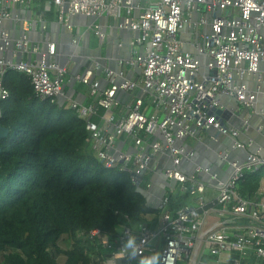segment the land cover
I'll list each match as a JSON object with an SVG mask.
<instances>
[{
	"label": "built area",
	"instance_id": "1",
	"mask_svg": "<svg viewBox=\"0 0 264 264\" xmlns=\"http://www.w3.org/2000/svg\"><path fill=\"white\" fill-rule=\"evenodd\" d=\"M135 1L45 3L54 8L58 22L68 31L73 29L72 17L97 19L108 14L120 19L119 29L135 34L130 43L132 55L118 60V71L101 69L94 62L95 66L74 76L75 81L90 88L96 100L87 106L73 102L71 109L86 122L87 147L106 168L118 167L128 172L137 189H146L150 183L144 178L152 161L167 154L171 165L163 170L164 176L175 181L194 205L172 210L174 197L170 192L160 202L154 228L145 223L132 224L126 218L112 241L99 230L81 236L98 240L108 252L100 264H140L143 258L155 253L160 255V264H264V216L238 191L239 183L258 171L260 165L264 166V162L253 156L243 164L232 162L230 177L215 180L217 196L210 203L201 178L211 175L210 168L196 167L194 173H184L182 162L193 157V153L179 145L186 138H199L206 127L232 138H238L248 128L245 113L235 115L243 123L240 131L221 125L217 111H224L221 96L234 98L246 112L255 103L256 93L236 83V79L250 75L264 81V70L260 71L264 65V0H250L251 7L249 0H139L142 8L136 7ZM33 3L34 0H0V103L9 97L4 86V76L9 71L29 76L42 101L56 103L64 91L68 70L56 61V43L48 41L41 46L26 34L13 39L3 27V22L11 17V5L30 7ZM135 8L139 13L133 18ZM193 14H198L197 22L192 21ZM51 16L39 15L43 30ZM94 29L98 38L105 40L101 27ZM184 31L196 35V54L188 52L179 39ZM7 53L10 57L5 56ZM26 55L28 59H23ZM203 66L206 72L198 79ZM125 68L139 71V79L124 78ZM103 70L112 80L104 89L94 79V74ZM116 77L121 81L116 82ZM127 92L134 94L132 103L124 115L117 116L115 111L121 108L118 96ZM145 102L152 106L151 113L144 112ZM261 113L264 115V111ZM156 133L162 140L151 143L147 151L148 138ZM123 136L133 139L134 153L115 150ZM236 146L244 148L240 142ZM219 156L226 160L229 154L225 151ZM129 237L135 238V258H130L132 250L125 247Z\"/></svg>",
	"mask_w": 264,
	"mask_h": 264
},
{
	"label": "trees",
	"instance_id": "2",
	"mask_svg": "<svg viewBox=\"0 0 264 264\" xmlns=\"http://www.w3.org/2000/svg\"><path fill=\"white\" fill-rule=\"evenodd\" d=\"M49 1L38 0V8ZM4 86L9 97L0 103V125L9 135L0 155V264H100L108 252L81 235L99 230L112 241L126 218L155 227L159 211L147 207L131 175L106 168L87 147L84 120L40 100L24 73L7 72ZM258 172L239 183L243 198L259 188ZM64 237L71 241L65 251Z\"/></svg>",
	"mask_w": 264,
	"mask_h": 264
},
{
	"label": "crops",
	"instance_id": "3",
	"mask_svg": "<svg viewBox=\"0 0 264 264\" xmlns=\"http://www.w3.org/2000/svg\"><path fill=\"white\" fill-rule=\"evenodd\" d=\"M135 6L143 7V3L139 0L135 1ZM38 0H34V3L30 7H23L20 5H11L9 11L11 17L3 22V27L8 30L13 39H18L24 34L35 44L44 46L48 41L56 43L58 49V56L56 61L65 66L68 70V74L65 79L64 91L61 96L57 98L56 103L60 107H64L66 110H71V104L77 102L81 105H90L95 102L96 98L91 96L90 88L83 85L79 81L74 80V76L82 74L84 70L91 66H95V58L101 59L100 62L102 69L119 70L118 60L125 59L132 55L131 41L135 37V34L126 29H119V18L105 14L100 18L90 19L83 16H75L70 19L73 29L71 31L66 30L63 24L58 22L55 14V10L52 6L47 7L43 4L42 8H38ZM53 9L51 16V22H47V29L43 30L39 20V15H47ZM139 10L134 9L131 16L136 18ZM122 16H125V12L122 11ZM198 14H193L192 21H198ZM94 26H100L101 30L105 32L106 38L101 41L95 34ZM179 39L183 42L185 49L196 54L194 45L196 44V35L193 32L184 31L179 36ZM5 56L10 57L7 53ZM22 56V55H21ZM19 56V57H21ZM18 57V58H19ZM23 59H28V56H24ZM105 70L96 72L94 79L100 82L101 88H106L112 82L111 79L106 77ZM264 70V65L260 66V71ZM206 67L203 66L202 71L198 77L205 74ZM124 78L126 79H139V71L130 70L125 68L123 70ZM116 82L121 81V78L116 77ZM236 83L243 84L251 92L256 93V100L252 107V110L245 111L244 108L237 103L234 98L221 96L219 98L220 104L223 110H228L234 117L227 121L226 124L230 127L238 129L241 125L240 121L236 119V114L245 113V119H247L248 128L244 133H240V144L244 146V150L254 149L253 158L258 159L260 162H264V115L261 113L264 111V81H258L253 76L246 75L244 78L236 79ZM134 94L120 93L118 98L120 100L121 108L115 111L117 116L125 114L128 105L132 103ZM144 112L151 113L152 106L145 102ZM77 116L76 112L73 111ZM233 139L232 136L222 135L217 131L203 130L199 138L189 137L187 141L180 143L187 152L193 153V157L184 159L181 165V169L186 174L194 173L196 167L210 168L211 175H201L202 179L208 180L206 183V196L208 202H213L217 196V189L215 187V180H227L232 171L229 165H217L219 154L225 152V147L228 145V141ZM156 140H162V136L159 133L151 135L148 138L146 144V150H150V145ZM198 142H202L201 144ZM134 141L128 136L121 137L117 144L116 149L127 153H134ZM90 148V146H89ZM91 150V148H90ZM246 153L239 155L238 158H243L244 161L249 157ZM242 160V159H240ZM243 161V162H244ZM171 165L170 157L165 154L152 161L151 168L147 171V178L150 183V187L143 189L147 192L146 205L149 209L159 211L158 207L161 200L165 195L173 192V201L171 203V209L176 210L183 206L194 205L193 200L186 193L182 192V188L176 184L171 183L166 179L164 175H161L163 170ZM259 188L250 200L256 207H258L264 216V166L260 165L259 172ZM183 197L185 205H181ZM156 226V224H155Z\"/></svg>",
	"mask_w": 264,
	"mask_h": 264
},
{
	"label": "water",
	"instance_id": "4",
	"mask_svg": "<svg viewBox=\"0 0 264 264\" xmlns=\"http://www.w3.org/2000/svg\"><path fill=\"white\" fill-rule=\"evenodd\" d=\"M45 46H46V44H45ZM94 61L96 64L100 65V67L102 69V66H104V64L102 65L103 62L101 61V59L99 60V59L95 58ZM100 62H102V63H100ZM209 74L212 75V72H210ZM217 114L220 118V124L221 125H225L227 121H230L234 117V114L232 115L228 110H224V111L218 110ZM240 124L241 125L238 127V129L240 131H243V123L240 122ZM204 130H209L210 132L216 131L212 127H206ZM8 135H9V129L2 127L0 125V155L2 153L1 142L4 139H6L8 137ZM240 140L241 139H239V137H238V138H233V139L228 141V145L225 147V151L228 152L229 156L226 160H222V158H220V156H219L218 161L216 163L217 165H219V166L220 165H222V166L229 165V167H230V164L236 160L239 161L241 164H243L247 161V159L244 161L243 158H238L239 155H242L244 153H246L245 155H247L248 157H251L253 155L254 149H249V150L245 151L244 148H240V147L236 146V144L238 142H240ZM185 141H187V138L183 140V142H185ZM198 143L201 144L202 142H198ZM240 159H242V160H240ZM150 168H151V165H150ZM161 173H162L161 175H164L163 172H161ZM202 181L205 183H208L207 182L208 180H206V179H202ZM170 182L175 184V181H173V180ZM137 192H139L142 196L147 197V192L145 190L139 188V189H137Z\"/></svg>",
	"mask_w": 264,
	"mask_h": 264
},
{
	"label": "clouds",
	"instance_id": "5",
	"mask_svg": "<svg viewBox=\"0 0 264 264\" xmlns=\"http://www.w3.org/2000/svg\"><path fill=\"white\" fill-rule=\"evenodd\" d=\"M251 6L252 5H251L250 0H249V7H251ZM125 247L132 250L131 253L129 254L130 258H135L137 255V245H136L134 237L128 238ZM160 260H161V258H160L159 253H155L149 257L143 258L140 261V264H160Z\"/></svg>",
	"mask_w": 264,
	"mask_h": 264
},
{
	"label": "rangeland",
	"instance_id": "6",
	"mask_svg": "<svg viewBox=\"0 0 264 264\" xmlns=\"http://www.w3.org/2000/svg\"><path fill=\"white\" fill-rule=\"evenodd\" d=\"M72 113H74V112H72ZM59 245H60L61 249L65 251V250H67V249L70 248L71 241L67 237H64L62 240H60ZM59 260L61 262H64L65 261V256L64 255L63 256L61 255Z\"/></svg>",
	"mask_w": 264,
	"mask_h": 264
}]
</instances>
